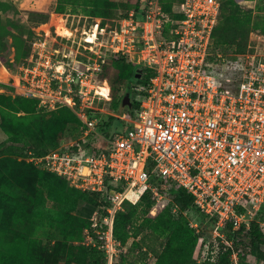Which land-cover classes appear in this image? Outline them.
<instances>
[{"label":"built area","instance_id":"1","mask_svg":"<svg viewBox=\"0 0 264 264\" xmlns=\"http://www.w3.org/2000/svg\"><path fill=\"white\" fill-rule=\"evenodd\" d=\"M220 7V0H181L173 10L182 17L172 19L161 0H145L142 20L133 8L106 38L96 18L81 31L83 48L75 52L73 46H55L61 34L56 30L51 42L49 28L46 37L32 41L18 67L21 94L36 98L40 110L69 107L79 119L76 137L45 153L25 152L34 165L71 185L105 192L104 211L94 212L85 229L91 246L104 255L100 264H113L119 251L113 224L124 201L136 203L145 191L162 197L153 172L192 195L214 239L229 246V224L249 228L254 220L264 234V216L256 218L264 206V51L245 52L240 77L236 82L227 77L230 85L224 87L206 68ZM102 46L153 72L147 82L131 83L130 99L137 106L130 112L96 104L111 99L108 80L97 79L105 63ZM100 111L119 119L124 130L105 129L109 119ZM204 246L208 250L210 240Z\"/></svg>","mask_w":264,"mask_h":264},{"label":"rangeland","instance_id":"2","mask_svg":"<svg viewBox=\"0 0 264 264\" xmlns=\"http://www.w3.org/2000/svg\"><path fill=\"white\" fill-rule=\"evenodd\" d=\"M60 1L62 9L58 11L59 0H0V201L7 202L13 192L22 199L28 197L26 205L30 210L29 220L32 223H28L29 220L23 217L12 219L9 216L5 226L21 233L27 243L34 242L39 249L35 255L42 263L90 264L84 252L85 246H91L85 231L89 225H83L94 212H103L102 200L97 194L73 190L70 184L45 181L34 172V165H31L33 163L27 159L26 150H23L27 146L46 149L55 143L66 142L70 137L77 136L79 123L73 115L59 109L40 110L38 105L33 104V98L21 94L16 81L17 72L28 57L25 58L32 41L45 36L49 28L50 41L57 35L56 30L60 33L63 27L70 28L73 35L69 38L66 37L67 34L60 33L61 36L56 37L58 42H54V45L67 49L73 46L75 52L78 45L81 44L80 47L83 48V29L88 30L97 18L106 27L104 38L108 37V30L118 28L120 18L133 9L135 0ZM221 1L223 15L233 12L239 19L236 25L243 27L238 38L243 50L263 52L264 0ZM138 18L142 20L143 15L138 14ZM51 42L49 43L52 44ZM101 50L105 60L104 74L109 77L111 97L114 99L125 89L123 85H126L127 78L122 83L119 78L128 74L127 64L132 60L109 52L105 46ZM110 100L100 99L96 104L109 110ZM117 106L114 108H118ZM100 114L104 119H109L111 115L104 111H100ZM37 198L41 200H36ZM37 203L42 206L44 204V207H40L43 215L41 219L36 217L39 207L33 208ZM123 204L128 215L129 237L125 244H119L113 264H202L206 261L207 264H213L216 260L214 249L220 243L224 244L225 239L213 238L211 224L196 210L186 209L180 214L177 207V211L173 212L176 217L182 215L178 223L185 231L189 230V233L179 239L177 232L166 226V217L153 219L147 214L146 203L125 200ZM151 212H155V207ZM191 228L195 233L190 231ZM194 234L204 238L198 239L192 247L189 242ZM205 240H210L208 250L203 245ZM200 241L203 244L198 245ZM4 242L5 239L0 236L1 254L6 246ZM238 247L240 254L237 255V264H264V242L257 247L244 242ZM3 258L0 255V263H3ZM219 261L234 263L231 256L229 261L226 258H219Z\"/></svg>","mask_w":264,"mask_h":264},{"label":"trees","instance_id":"3","mask_svg":"<svg viewBox=\"0 0 264 264\" xmlns=\"http://www.w3.org/2000/svg\"><path fill=\"white\" fill-rule=\"evenodd\" d=\"M179 1L181 0H161L163 9L169 13V16L172 17V19H180L182 17L181 13L173 10V6ZM60 2L61 1L59 0V9L57 5L58 11L62 9V5ZM220 2H221L220 12L218 15L216 26L212 33L213 41L210 47V54L207 56L206 59V68L207 70L216 73L223 80V84L225 87L230 85V83L225 80L227 77H232L233 81L235 82L238 80V78L240 77L241 67L245 59L244 53L250 51L251 49L243 50V47H241V45L239 44L238 38L241 32L243 31V27L241 25L240 26L236 25L239 19L233 12H227L225 13V15H223L222 1L220 0ZM132 6H133L132 8H134L137 13H142V11L145 8V0H135ZM170 24L172 23L169 21L166 25H170ZM30 49H31V45H30ZM30 49L28 50V53H26L27 55L25 56V58L29 55ZM104 64L102 65L101 71L97 74V79L98 80L107 79L108 81H110L109 77L106 74H104L105 73L103 68ZM127 66H128L127 67L128 74H126L125 77L119 78V82L121 83L124 81L125 78H127L126 85H123L125 89L122 93H119L116 97H114V99L113 97H111L112 101L110 100V104L108 106L109 110L115 111L113 109H116L118 110L116 112L119 113L123 111L130 112L133 108L137 106V103L130 99L132 93V88L130 84L132 83V81L135 80V82L145 83L153 74V72L150 69H147L145 67L142 68L141 72H137V68H139V66L134 62H129ZM111 92H112V88H111ZM127 94L129 95L130 104H128L125 98ZM31 100L34 105H37L36 98H33ZM116 105H118L117 106L118 108H114ZM58 109L65 112L66 114L73 115L76 118L77 123H79V119L69 107H60ZM106 127L107 128L105 129H109V127H112L114 130H118V129L124 130L123 123L119 121V119H116L114 116L109 117ZM106 133L108 134L109 131ZM58 144L59 143H55L53 146L46 149H37L33 146H27L23 148V150L32 149L36 153L41 154L56 147ZM4 150L8 151L6 149ZM31 165L33 166L34 164ZM33 167H34L33 169L34 172L39 174L47 182L53 180L58 183L60 182L64 185L70 184L68 179H66L61 175H58L54 172L48 171L43 168H38L35 165ZM151 181L158 186L159 192L161 193L162 197L159 200H157L152 196L150 191H145L141 195L138 201L141 204L143 203L147 204L148 206L147 214L151 218L159 219L161 216L166 217V222H167L166 226L168 228L175 230L179 236V239L180 238L182 239L185 233H189L188 232L189 230L186 229L185 231L178 223L180 222L179 218L182 217V215L180 217H176L173 214L172 207L174 205L178 207L180 214L182 213V211L186 209H193L198 211V213L205 220H207V216L194 204L192 195L184 187L178 186L172 181L163 178L157 172L152 173ZM69 186L76 191L90 192L97 194L102 200V205L106 204L105 192L103 193V192L83 190L71 184ZM12 194L13 196L11 197L10 195L7 202L1 203L0 201V214H1L0 236H2L3 239H5V242L3 244L6 245L5 247H3L4 249L2 254L0 253L1 256H4L3 263L0 264H46L45 261H43L42 263L41 259L36 257L35 254L37 250L39 251V249L36 246V244H34V242L27 243L21 236L22 235L21 233H19L18 231L10 230L9 227H7V225L5 226L6 219L9 216L10 218L14 217V219H18V217L19 219H21V217H23L26 220H29L31 218V216L29 215L30 210L26 205L27 204L26 200L28 199V197L25 196L24 199H22L21 196H19L14 192ZM36 200H41V199L37 198ZM40 207H44V204L42 206L37 203L33 208H38L37 209L38 213H36V217H39L41 219L43 215L41 213L42 209ZM153 207H155L154 213L151 212ZM102 211H104V209ZM263 216H264V206L260 211H258L256 218L260 219ZM30 222L31 221L29 220L28 223ZM21 223L24 222L21 221ZM208 223L211 222L208 221ZM2 225L5 228V231ZM86 225H90L89 218L86 219L83 226ZM190 231L194 232V229L191 228ZM113 233L116 239L120 242V244H125V242L129 237L128 215L124 211V207L115 214ZM201 238L202 237H199L197 234H194L191 237V241L189 242L188 240V242L192 247H194L196 241ZM225 238L226 240H231V244L228 246L220 243V246L216 251V260L213 262V264H225V263H220L219 258L221 260L223 258H226L229 261L231 254L239 249L238 245H242L244 242L250 243V245H252L253 247H257L258 245L264 242V234L259 227L258 221L256 220L251 222L249 228H245L244 226H242L238 229H233L229 224V227L228 229H226L225 232ZM199 244H203V243L200 241V243L198 242V245ZM85 247L86 248L84 252L88 257L90 264H100L104 260V255L99 249L93 246H85ZM238 254L240 253L238 252L237 255ZM242 254L244 255L245 253L243 252ZM56 258L54 259V261L56 260ZM205 263L207 264L208 261H206ZM205 263L203 262L202 264ZM230 264H232V261Z\"/></svg>","mask_w":264,"mask_h":264},{"label":"bare ground","instance_id":"4","mask_svg":"<svg viewBox=\"0 0 264 264\" xmlns=\"http://www.w3.org/2000/svg\"><path fill=\"white\" fill-rule=\"evenodd\" d=\"M86 29H87V28H86ZM60 33H61V34L64 33V34H67V35H71V34H73L74 32L71 31V29H68V28H64V27H63V29L60 31ZM60 33H59V34H60ZM92 39H93V36H89L88 40H92ZM102 90H103L104 93H107V89H106V87L103 88Z\"/></svg>","mask_w":264,"mask_h":264},{"label":"water","instance_id":"5","mask_svg":"<svg viewBox=\"0 0 264 264\" xmlns=\"http://www.w3.org/2000/svg\"><path fill=\"white\" fill-rule=\"evenodd\" d=\"M141 70H142L141 67L137 68V72H141ZM125 98H126L128 104H130V102H129V95L128 94L125 96Z\"/></svg>","mask_w":264,"mask_h":264}]
</instances>
